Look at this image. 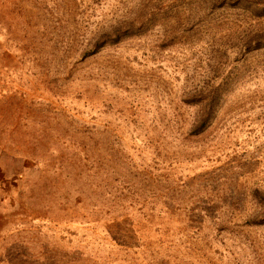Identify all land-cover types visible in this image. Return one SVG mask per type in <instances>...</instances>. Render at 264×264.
<instances>
[{
  "label": "rangeland",
  "instance_id": "1",
  "mask_svg": "<svg viewBox=\"0 0 264 264\" xmlns=\"http://www.w3.org/2000/svg\"><path fill=\"white\" fill-rule=\"evenodd\" d=\"M204 12L199 0H0V264H264L251 195L264 190V52L242 53L253 21ZM135 18V34L88 51ZM196 87L223 89V107L189 135L182 99ZM68 157L85 173L112 165L111 187L122 169L136 193L122 208L65 179Z\"/></svg>",
  "mask_w": 264,
  "mask_h": 264
},
{
  "label": "trees",
  "instance_id": "2",
  "mask_svg": "<svg viewBox=\"0 0 264 264\" xmlns=\"http://www.w3.org/2000/svg\"><path fill=\"white\" fill-rule=\"evenodd\" d=\"M199 1H201L205 5L204 15L208 16L209 18L221 20L224 18L227 19L230 16L234 17L236 15V21L240 20L239 17L253 21V23L245 21L247 23V26L244 27L239 33L238 39L240 40L242 48H244V50H242V53H250L252 51H261V53L264 52V0ZM144 4L146 5V3H143V6ZM142 21L144 22V20L135 18L120 22L110 27L109 30L101 33L97 38L94 39L92 43H90L91 48L88 51L91 53L95 52L96 49L105 45L106 43L115 44L123 37L135 34L141 29V27H143ZM238 52L241 53V48L238 50ZM223 96V89L219 87H196L186 91L183 95V102L195 106V112L192 120L190 121V123H188V129L186 133H188L189 135H197L204 132L208 127H210L214 123V120L217 119L220 110H222L224 98ZM74 169L80 171L75 174ZM83 169V166L82 168L80 167L79 161L68 157L67 164L65 165V167H63L62 171H66L65 179L67 180L85 178L87 179L86 181L88 183H96L100 193L103 192L104 194H106L105 196L108 197L109 201H112L116 204L119 203L122 208L125 206L124 203H120V201L128 200L127 193H130L129 196L136 193L132 191L135 188V185H133V183H128L130 179L127 178V174L122 169L119 170L124 173V177L122 176L121 181L118 182L121 184L116 187H111L106 184L107 179L111 174V170L113 169L112 165L109 169H105L104 173H102L103 170L101 168L99 170H96V168H94L93 171H89V173L82 172L81 170ZM251 195L259 202L264 203V190L256 188ZM130 206L132 205L130 204ZM123 222L125 221L123 220Z\"/></svg>",
  "mask_w": 264,
  "mask_h": 264
}]
</instances>
